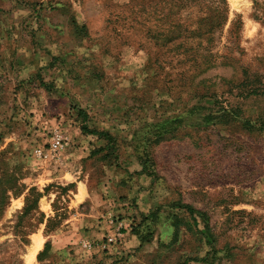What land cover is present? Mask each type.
I'll return each instance as SVG.
<instances>
[{"label": "rangeland", "instance_id": "374dc122", "mask_svg": "<svg viewBox=\"0 0 264 264\" xmlns=\"http://www.w3.org/2000/svg\"><path fill=\"white\" fill-rule=\"evenodd\" d=\"M126 1L0 0V177L24 185L17 195L0 189V264H210L191 260L208 250V259L220 257L213 264H264V130L207 121L220 101L177 96L171 65L149 64L137 46L142 32L126 29ZM227 1L216 49L225 52L239 16L235 66L203 75L223 96L220 77L240 80L244 68L264 84V0ZM239 103L243 116L264 118V96ZM81 125L113 136L106 158L91 154L105 140ZM56 130L68 137L61 159L34 156ZM31 186L42 194V223L23 213ZM173 202L205 213L212 236ZM55 214L58 227L45 232ZM175 214L191 230L181 227L173 241ZM112 233L121 236L107 248L81 246ZM47 239L50 253L38 261Z\"/></svg>", "mask_w": 264, "mask_h": 264}, {"label": "trees", "instance_id": "16d2710c", "mask_svg": "<svg viewBox=\"0 0 264 264\" xmlns=\"http://www.w3.org/2000/svg\"><path fill=\"white\" fill-rule=\"evenodd\" d=\"M123 9L128 11L126 16L128 20L124 23L126 29L142 32V42L137 46L146 52L148 63L158 64L162 67L165 63L171 65L173 79L177 80L175 90L177 96L209 98L214 105L220 101L215 109H210L207 121L218 117L222 120L239 121L242 127L248 130H264V118L251 119L243 116L239 103V100L242 101L252 96H264V84L259 82V79H255L258 83L256 84V81L250 79L248 70L245 68L241 70L242 78L240 80H234L232 76L220 77L227 86L225 91L227 95L223 96L224 92H219L218 82H211L209 78L203 77L208 70L221 64L232 68L235 66L233 51L235 47L239 46L237 44L241 39L242 28V20L239 16L232 19L227 28L228 44L225 46V52L219 54L216 49L219 38L229 20L230 9L227 0H128L123 4ZM85 27L82 25L80 29L84 30ZM219 58H222L223 61H220ZM230 98L235 101H231ZM77 114L82 118L86 116L81 109L77 111ZM180 119L176 118L175 122L180 123ZM81 130L85 134L94 135L106 142L105 145L94 148L91 154L103 152L102 157L106 158L110 148H114L115 139L109 131L88 128L86 125H81ZM141 162L143 168H146L145 158H141ZM147 174L150 175L152 172L147 171ZM6 188L17 195L23 192L24 185L19 183L17 175L7 174L0 177V189ZM41 196L42 194L31 186L25 196L23 211L25 215H33L34 212H37L40 223L44 221V214L38 211L36 205ZM172 204L175 208L184 210L195 226L199 218L203 227L198 231L207 238L212 236L208 216L205 213L188 204L179 202ZM58 216L61 218L60 214H55L52 219L46 218L45 232L58 227L59 224L53 228L58 222L56 219ZM182 219L176 214L172 217L173 241L177 239L181 227L186 226L191 230L189 223ZM33 231L31 229L30 233ZM139 240L142 242L148 239L141 236ZM50 243L49 239L44 242L42 249L36 255L38 261H42L50 253ZM209 254L210 250L201 257H192L191 260L213 264L214 260L220 259L214 255L208 259ZM189 260L187 257L181 264H188Z\"/></svg>", "mask_w": 264, "mask_h": 264}, {"label": "built area", "instance_id": "2783aa9c", "mask_svg": "<svg viewBox=\"0 0 264 264\" xmlns=\"http://www.w3.org/2000/svg\"><path fill=\"white\" fill-rule=\"evenodd\" d=\"M68 144V137L65 136L61 131L56 130L53 135L48 140L46 147H35L33 149L34 156L42 159H61V153L64 150L65 146ZM121 236V233H112L106 235L105 239L96 241L94 244L93 241L83 240L82 248L92 249L95 246L98 248H107L110 244L116 242V239Z\"/></svg>", "mask_w": 264, "mask_h": 264}, {"label": "bare ground", "instance_id": "6f19581e", "mask_svg": "<svg viewBox=\"0 0 264 264\" xmlns=\"http://www.w3.org/2000/svg\"><path fill=\"white\" fill-rule=\"evenodd\" d=\"M40 247V245L39 244H37V246L36 247H34L35 248V250L33 251L32 250V255H30L31 256V258H30V262H31V260H33L34 259V257H35V253L38 251V248Z\"/></svg>", "mask_w": 264, "mask_h": 264}]
</instances>
